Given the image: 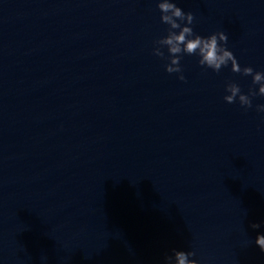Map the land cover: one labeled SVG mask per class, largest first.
I'll return each mask as SVG.
<instances>
[{
    "label": "water",
    "instance_id": "95a60500",
    "mask_svg": "<svg viewBox=\"0 0 264 264\" xmlns=\"http://www.w3.org/2000/svg\"><path fill=\"white\" fill-rule=\"evenodd\" d=\"M0 264H264V0H0Z\"/></svg>",
    "mask_w": 264,
    "mask_h": 264
}]
</instances>
